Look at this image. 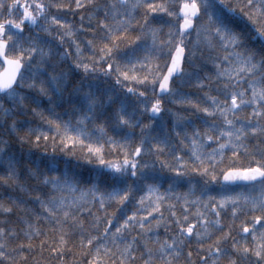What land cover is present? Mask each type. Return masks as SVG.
<instances>
[{
    "label": "snow or ice",
    "instance_id": "obj_1",
    "mask_svg": "<svg viewBox=\"0 0 264 264\" xmlns=\"http://www.w3.org/2000/svg\"><path fill=\"white\" fill-rule=\"evenodd\" d=\"M174 6L175 0H106L103 4L97 0H68L66 4L63 0H11L7 4L0 0V124L18 111L23 114L28 104H35L31 111L44 121L47 131L28 128L26 137H17L21 143L34 137L31 142L35 146L43 141L46 147L51 145L53 153L57 149L74 153L79 148L102 166L95 169L94 177L85 178L67 168L61 170L54 157L47 162L31 161L34 167L25 171L37 182L32 200L38 210L22 207L24 201L12 200L22 213L19 222L29 241L42 234L38 225L44 221L59 233L52 249L60 256L68 244L65 226L78 231L81 254L90 257L87 264H264V0H235V4L227 0H179L178 10L174 11ZM86 8L93 10L88 18L90 28L95 15L102 16L95 25L101 33L99 44L86 41L92 53L87 57L74 39L73 25L51 14L55 9L74 15ZM5 9L7 14L3 15ZM14 11L19 12L18 19L13 17ZM162 16L177 21L169 28L166 40L159 37L161 29L153 27ZM80 20L79 31H83V15ZM26 24L30 30L40 29L50 37L55 31L53 39L60 45L70 39L75 60L68 70H58L59 63H53L50 42L39 43L24 35ZM132 31L139 33L134 39ZM193 33L196 40L189 50L186 40ZM121 45L136 46L117 60ZM202 45L210 52L218 50L210 57L214 78H201L198 72L184 70L185 62L193 63ZM164 48L167 60L161 66L160 52ZM72 55L65 48L60 59ZM101 65L106 66L103 75L114 74L116 84L126 88V94L145 97L150 90L159 96H175L178 103L202 114L201 126H193L191 133L187 131L190 121L177 125L181 130L175 136L179 138L183 132L179 143L189 149V159L174 154V165L162 162V167L174 173L165 192L160 191V177L144 171L149 166L141 165L138 158L142 153H165L171 143L169 136H152L146 131L150 125L141 126L134 120L124 101L112 109L117 100L85 82ZM193 80L200 90H211L215 83L217 94L204 91L202 105L173 87L174 83ZM130 84L144 90L127 86ZM44 100L49 116L37 110ZM5 101L9 107H5ZM65 105L71 108L74 121L63 120L56 112ZM145 111L151 114L150 119L157 118L164 111L161 99L156 98ZM106 125L117 134L123 133L125 139L133 135L127 129L140 127V145L130 153L124 151L122 160H106L105 143L112 149L118 145L124 148L108 135ZM10 130L17 132L14 119ZM250 141L256 142L251 148ZM6 143L0 141V154L5 153ZM209 145L215 146L207 150ZM228 152L229 163L221 167ZM241 154L249 157L247 166H237ZM18 163V158L8 156L7 176H0V181L7 185L11 180L26 191L19 183ZM217 171L225 182L219 197L208 194V185L218 179ZM189 174L207 178L199 195L195 186L185 193L175 191ZM130 179L132 184L128 183ZM234 185L244 191H233ZM97 205L102 216L93 211ZM112 205L121 212L119 218L115 212L108 213ZM128 205L135 209L130 215ZM228 211L232 222L224 225L221 213ZM0 212L8 214L13 209L0 203ZM84 215L91 217L88 227L81 218ZM161 227L164 238L160 236ZM18 236L13 229L0 227V264L10 261L11 252L16 251L9 249L6 241ZM193 241L195 249L191 247ZM46 242L42 240L40 246ZM18 247L24 251L26 246ZM31 248L29 243L27 249ZM194 254L198 260L193 259Z\"/></svg>",
    "mask_w": 264,
    "mask_h": 264
},
{
    "label": "trees",
    "instance_id": "obj_2",
    "mask_svg": "<svg viewBox=\"0 0 264 264\" xmlns=\"http://www.w3.org/2000/svg\"><path fill=\"white\" fill-rule=\"evenodd\" d=\"M10 2L11 0H5L6 4ZM43 2L47 3L48 0H43ZM63 2L66 4L68 3V0H63ZM105 2L106 0H97L98 4H103ZM227 2L230 4H235V0H227ZM178 3L179 0H175V6L173 7L174 11L178 10ZM6 14L7 9L4 10L3 15ZM51 14L63 17L65 21L73 25V29L76 33L74 39L80 43L81 48L84 50L85 56H91L92 53L89 51L86 41L94 40V43L99 44V37L101 33L98 28H95V25L99 19H102V16L96 14L95 18L91 21L93 27L90 28L88 18L89 16L93 15V10L91 8L81 9L77 11L74 15L69 14L67 11L64 10L57 11L53 9L51 11ZM81 15L84 16L83 31H79L81 27ZM13 17L18 19L19 12L14 11ZM0 18L3 17L0 16ZM176 23L177 21L174 18L162 16L161 19L153 25V27L161 29L159 37L161 40H166L168 38L167 34L169 32V28ZM197 23H199V21ZM174 30L175 29H173V31ZM138 34L139 33L137 31H132L130 33V36L134 39L135 36ZM24 35L26 37H31L32 39L37 40V42L39 43H51L52 51L54 53L53 63H59L58 70H68L70 65L73 64L75 60V53L70 39L66 38L64 40L63 45H60L58 40L53 39V37L56 35L55 31L53 32V36L50 37L40 29L30 30V26L27 24L25 25ZM195 40V33H193L190 37L187 38L186 44L189 50L192 49ZM142 42L143 41H138L137 43ZM25 43H27V40H25ZM135 46L136 45H129L128 47H125L124 45H121V53L117 55L116 59L120 60V57L123 53L128 52L131 47ZM65 48L73 52V55L67 58L66 60H61L60 57L63 55V51ZM217 54L218 50L217 52H210L207 48H204L202 45L201 48L197 50V56L194 58L193 63H188L187 61L185 62V72H198L201 78H203L205 75L212 76L214 78L215 71L212 67V61L210 57L216 56ZM166 60L167 48H164L160 52L159 63L161 64V66L164 65V62ZM105 67V65H101L99 67V70L95 74L85 78V82L98 86L101 94L107 93L109 95H112L113 98L117 100V103L112 106V109L119 107V101H124V103L128 107V112L133 114L134 120L140 121L141 126L150 125V127L146 131L150 132L152 136L162 137L167 134L170 138L171 143L169 149L166 150L165 153L159 156L151 153H142V157L138 158L140 160L141 165L147 164L149 166L148 168L144 169V171H150L160 177V180L158 181V183L160 184V191L165 192L168 189L169 183H172L171 178L174 176V173L171 172L168 168L162 167V162H167L168 164L174 165L176 163L174 159V154L183 156L185 160L189 159V149L179 143V140L183 138V132H181V137L177 138L175 136V132L181 130L177 125L185 124L190 121L191 123L188 124L187 131L191 133L193 126H201L203 116L202 114L194 111L190 106L178 103V98L175 96L159 97L158 94H154L150 90L146 92L145 97H138L137 95L126 94V88H122L121 86L116 84L114 74L112 76L103 75ZM205 82L207 83V81ZM194 83V80L188 83H184L182 85L174 83L173 87L176 88L180 94L189 96L193 101L199 102L202 105L204 103V91H211V95L217 94L215 91V83L212 84L211 90L207 88L204 90H200L194 86ZM127 86L137 88L138 91L144 90L143 88L137 85L130 84ZM70 91L71 88H69V92ZM156 98L161 99V104L164 111H162L157 118L150 119L151 114L145 111V107L150 106L152 103H154V100ZM9 106L10 105L5 101V107ZM33 107H36V105L28 104L23 114H20L18 111L17 115H15L14 117L5 118L2 124H0V141L7 142L6 145H4L5 153L0 154V161H2L0 162V176H3L5 178L7 176L8 156L16 157L19 159V163L16 165L17 171L20 173L19 183L23 184L27 189L26 191L21 190L17 186V183H14L11 180L8 181L7 185H4L3 181H0V203H3L8 207H12L13 209V212L8 214L0 212V227L5 228L6 230L13 229L19 234L17 239H8L6 241L8 248L16 249V251L11 252V260L4 261L3 264H87L88 259H90V257H86L81 254L83 249H81L79 246V232L72 230L68 226H65V231L69 232V236L66 237V239L68 240V244L64 248L63 256H60L59 254L53 252L52 244L58 241L59 233L52 230L53 225H51L50 223L41 221L38 227L41 229L42 234L39 237L33 238L30 241L22 234V229L24 226L19 222V217L22 215V213L19 211L17 206L12 203V200L15 199L18 202L24 201L26 203L22 204V207H29L38 210V205L32 200V197L37 194L36 191H34V189L37 187V182L28 178L27 172L25 171V169L28 167H34V165L31 164L32 160L47 162L50 158L54 157L61 170L67 168L70 172L78 173L85 178L94 177L95 169L102 167L101 165H99L98 161L95 158H89L86 155V150L81 151L79 148H77L73 153L71 151H60L59 149H57V151L53 153L51 150V145L49 144L46 147L43 141H41L39 147L35 146L31 142L34 137H27L26 141L24 143H21L17 137H26L28 128L41 129L43 131H47V126L44 121L39 116L34 115L32 113L31 109ZM47 107V101L44 100L41 105V108L37 110H44V115L49 116L50 114L46 111ZM112 109H109V111L111 112ZM66 111L68 113L67 115L65 114ZM56 112L60 115L61 119L63 120H75V116L72 114L71 108L68 105L56 108ZM13 119L16 121V133H13L10 130V126L12 124ZM106 127L109 136L114 137L117 141H120L122 144H124L123 149H121L119 145L115 149H112L108 144L105 143L104 157L106 160H122L124 158V151H128L130 153L135 147L140 145V127L127 129V132L133 133V135H131L127 139H125V135L123 133L117 134L113 132L112 127L110 125H106ZM92 128L93 126L89 125V131H92ZM49 135L51 136L52 133H49ZM93 139H95V137H93ZM185 143H187V141H185ZM255 143V141H250V148ZM172 145H175V148H172ZM214 146L215 145H209L207 147V150H210L211 147ZM145 147H147V144H145ZM230 156V152L226 153L224 164L221 165V167H227L229 163L228 158ZM258 158L259 157H257V159ZM89 159H91V162H89ZM248 162L249 157L245 156L244 154H241L238 158L237 166H247ZM217 176V181L208 185V194L219 197V195L222 193L221 185L225 182H223V178L219 174V171H217ZM206 179V177H202L197 174H189L188 176L182 179V182L179 185L175 186V191L179 193H185L189 190L191 186H195L196 194L199 195L200 188L203 186ZM189 181L191 182V184H189ZM110 182L111 181L109 180V183ZM133 182V179H130L128 181L129 184H132ZM151 182L152 181H149V183ZM232 187L233 191L235 192L244 191V189L239 186ZM126 208L130 209L128 210L129 215L131 214V211L135 210L131 207V205L126 206ZM93 211L96 213V215H103L102 212L98 211V205L96 206V208L93 209ZM107 211L109 214L115 212L116 218H119L121 216V212L117 211L116 205L108 207ZM192 211L194 212L195 209L193 208ZM177 214H180L179 205H177ZM167 215L168 213L167 211H165V216ZM81 218L84 220L85 226L88 227L91 217L84 215ZM241 219H243V217H241ZM221 221L224 225L231 224V212H222ZM236 224H239V220L236 221ZM233 234H236V229L233 230ZM160 236L161 238H164L165 236L163 227H161L160 229ZM42 240L47 241L43 247L40 246ZM29 243L32 244L31 249H27V245ZM20 244H24L26 246L24 251H21L19 249L18 245ZM57 247H59L58 244ZM191 247L192 249H195V241H193ZM22 257H26V259H22ZM193 259L198 260L195 254L193 256Z\"/></svg>",
    "mask_w": 264,
    "mask_h": 264
},
{
    "label": "water",
    "instance_id": "obj_3",
    "mask_svg": "<svg viewBox=\"0 0 264 264\" xmlns=\"http://www.w3.org/2000/svg\"><path fill=\"white\" fill-rule=\"evenodd\" d=\"M159 96V95H158ZM165 96H167V95H164V96H159V97H165ZM224 182V181H223ZM234 186H236V185H234Z\"/></svg>",
    "mask_w": 264,
    "mask_h": 264
}]
</instances>
